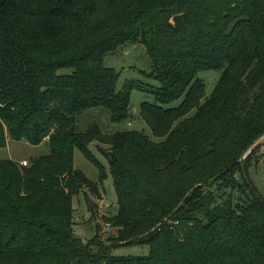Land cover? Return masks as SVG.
Instances as JSON below:
<instances>
[{
    "label": "trees",
    "instance_id": "16d2710c",
    "mask_svg": "<svg viewBox=\"0 0 264 264\" xmlns=\"http://www.w3.org/2000/svg\"><path fill=\"white\" fill-rule=\"evenodd\" d=\"M127 44L145 47L159 83L139 110L159 142L138 131L77 129L94 108L115 124L134 117L136 83L117 92L119 74L104 65ZM207 70L221 77L205 99L197 75ZM263 135L264 0H0V148L49 147L27 167L0 161V264H264V195L248 161L238 163ZM221 141L224 157L237 154L206 170ZM93 142L105 147L118 213L104 218L114 231L106 240L97 226L83 244L73 199L83 191L100 199L107 178ZM76 149L99 169L98 183L75 169ZM169 169L194 179L185 202L155 190ZM206 182L222 193L198 192ZM134 245L149 255H113Z\"/></svg>",
    "mask_w": 264,
    "mask_h": 264
},
{
    "label": "rangeland",
    "instance_id": "374dc122",
    "mask_svg": "<svg viewBox=\"0 0 264 264\" xmlns=\"http://www.w3.org/2000/svg\"><path fill=\"white\" fill-rule=\"evenodd\" d=\"M104 65L107 68L114 69L119 74L116 86L117 92L122 91L126 83H136L139 90L133 91L131 97V113L134 117L115 124L111 121V116L107 111L102 108H94L85 111L77 118L78 131L84 132L89 130L92 125H97L103 134L111 135L118 131L130 130L143 133L156 142L161 141V139L153 137L148 125L139 116L140 105L143 102H153L154 98L150 94L151 90L159 86V83L150 77L151 62L145 47L141 44H127L120 48L116 54L105 57ZM220 77L221 71L207 70L198 73L197 78L201 79L205 85V99L213 93ZM204 100L201 103H203ZM178 104L179 102H176L173 106H177ZM193 114L194 112L189 116ZM216 131H214V133ZM207 137V134H205L202 138L204 139ZM104 148V146L99 145L97 142L91 143L88 147L92 156L104 167L107 174V178L103 180V184L100 188L101 198H96L90 191H83L73 199L74 232L78 238L86 241H91L95 238L97 226H99V228L101 226L99 236L101 239L106 240L114 231L112 232L113 229L107 232L104 231V218L115 216L118 213V202L114 182L109 173L108 161L101 152ZM228 148V142H218L216 144V149L214 148V154L207 156L204 161L206 166L205 169L214 170L237 154L236 151V154L234 153L231 156L224 157V154L226 155V153H229ZM48 152L49 147L46 143L39 146H32L25 141H9L6 148H0V161L13 160L19 163L23 161L29 162L33 158L48 154ZM221 157H224V159ZM245 161L249 163L247 173L249 179L257 190L264 195V135L258 138L238 158V163L240 164L245 163ZM74 167L84 174L90 182H99V169L79 149L75 150ZM154 182L157 185L155 190L158 189L161 194H165V192L169 193V195L177 194L175 201L182 203L190 196L187 190L194 184V179L191 174H183L176 169H169L161 172ZM198 187V192L213 190L217 195L222 193L217 190V183L212 184V182H206L202 185H198ZM177 190L178 192H176ZM233 198L235 204L239 203L241 193H239V191L233 192ZM92 204H94L95 207L91 209L90 205ZM163 222L169 221L165 219ZM159 226L160 224L155 226V228ZM149 253L150 248L141 245L118 247L113 251L114 256L123 257L148 256Z\"/></svg>",
    "mask_w": 264,
    "mask_h": 264
},
{
    "label": "built area",
    "instance_id": "2783aa9c",
    "mask_svg": "<svg viewBox=\"0 0 264 264\" xmlns=\"http://www.w3.org/2000/svg\"><path fill=\"white\" fill-rule=\"evenodd\" d=\"M21 166H23V167H27L28 166V162L27 161H23V162H21V164H20ZM110 230H112V227H111V225L110 224H105V232H107V231H110Z\"/></svg>",
    "mask_w": 264,
    "mask_h": 264
},
{
    "label": "water",
    "instance_id": "95a60500",
    "mask_svg": "<svg viewBox=\"0 0 264 264\" xmlns=\"http://www.w3.org/2000/svg\"><path fill=\"white\" fill-rule=\"evenodd\" d=\"M82 241H83V244H86V243H87V241H86V240H84V239H82Z\"/></svg>",
    "mask_w": 264,
    "mask_h": 264
}]
</instances>
